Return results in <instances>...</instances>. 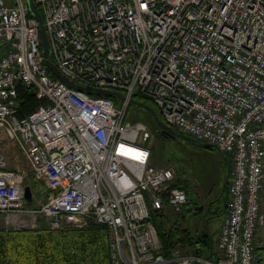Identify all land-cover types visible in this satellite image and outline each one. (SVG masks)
Here are the masks:
<instances>
[{
    "label": "built area",
    "instance_id": "2783aa9c",
    "mask_svg": "<svg viewBox=\"0 0 264 264\" xmlns=\"http://www.w3.org/2000/svg\"><path fill=\"white\" fill-rule=\"evenodd\" d=\"M35 1L61 73L124 98L63 82L46 65L27 1L0 0V130L46 183L45 201H28L26 174L0 148V215L10 228H39L43 219L52 229L107 224L113 264H257L264 0ZM21 82L43 101L24 117ZM137 95L151 98L169 126L232 158L217 259L163 252L152 211L179 214L189 198L174 184V165L152 163L153 131L130 114Z\"/></svg>",
    "mask_w": 264,
    "mask_h": 264
},
{
    "label": "trees",
    "instance_id": "16d2710c",
    "mask_svg": "<svg viewBox=\"0 0 264 264\" xmlns=\"http://www.w3.org/2000/svg\"><path fill=\"white\" fill-rule=\"evenodd\" d=\"M136 97L153 105L158 110L151 98L144 95ZM116 101L120 102L119 99ZM41 103L43 101L37 97L34 87H29L23 82L18 84L19 117L27 116ZM139 107L143 109V107ZM146 112L149 111L146 110ZM149 114L152 116L150 112ZM159 115L161 116L160 113ZM140 119L149 123L144 117ZM153 125L151 127L157 133L162 132L154 118ZM175 139L182 143L195 144L181 137ZM209 150H212L216 160L223 161L224 167L227 166L223 154L216 147L209 148ZM227 156L232 161L231 156ZM174 184L186 191L189 198V203L186 206H189L195 214L205 211V208L198 211L197 208L200 205L192 202V188L189 180L182 179L179 171ZM228 200V189L224 195H221V191L216 194L215 200L210 203L211 210L207 212L208 222L210 219L225 215ZM184 209L176 215L168 214L164 210L152 211V219L163 244L165 256L171 257L178 251L184 252L181 253L184 255L194 254L198 250L202 257L211 256L212 259H217L216 241L211 252L210 232L206 229L194 231L191 225L189 226ZM259 258L257 264H259ZM0 264H113L110 227L107 224L96 222H91L83 227L68 226L61 229H52L47 224L36 229L8 230L0 227Z\"/></svg>",
    "mask_w": 264,
    "mask_h": 264
},
{
    "label": "rangeland",
    "instance_id": "374dc122",
    "mask_svg": "<svg viewBox=\"0 0 264 264\" xmlns=\"http://www.w3.org/2000/svg\"><path fill=\"white\" fill-rule=\"evenodd\" d=\"M144 109L146 108L143 107L142 109L139 105L132 103L130 106L131 117L137 120L144 117L150 124L147 123V121L145 122L151 127L153 125V118L149 112H146L147 109ZM151 129L153 131V136L149 140V146L152 151V163L156 166H167L170 163L174 165L177 171H179L181 178L189 180L192 188V202L195 204L197 203V205L199 204L200 206L198 207L202 206L205 209L209 207L210 203L215 200L216 194L219 193V191H221L222 195V187L227 177V166L224 167L221 159L222 162H219L213 157L212 150L200 147L196 144L179 142L172 136L165 135L162 132L157 133L152 127ZM0 148L8 156L11 167L20 169L26 174L24 181L25 187H32L33 194L40 199L38 202L45 201L46 197L42 198L41 193L46 183L33 177L32 170L25 156L20 152L15 142L1 130ZM214 209L216 208L214 207ZM207 212L206 209V211L201 214H196L199 218H196L197 221L195 222L194 212L191 208L186 206L184 209V215L189 221V225L193 226L194 223L196 226L209 224V226L212 225V231L215 233L216 230L214 229L220 226L223 216L212 219L210 223H207ZM12 224V221H10L9 224L6 223L5 219L0 215V227L10 230L13 229L10 228ZM44 224L46 225L47 222L43 219L42 226L39 228L44 227ZM202 230H205V227ZM210 234L212 235L211 232ZM178 252L184 253L182 251Z\"/></svg>",
    "mask_w": 264,
    "mask_h": 264
},
{
    "label": "water",
    "instance_id": "95a60500",
    "mask_svg": "<svg viewBox=\"0 0 264 264\" xmlns=\"http://www.w3.org/2000/svg\"><path fill=\"white\" fill-rule=\"evenodd\" d=\"M26 1L29 5L31 16L36 17L38 22H39L41 47H42L43 54L45 56L46 65L49 67V69L58 78H60L63 82L67 83L71 87L85 91V92L92 94V95L109 96V97H113V98H124V94L120 93L119 91H114L111 89H103V88H93L92 86H86L85 87L82 85H78L75 82L71 81L69 78H67L64 74H62L61 71L58 69V67L52 61L51 44L49 41V37H48V33H47V28L45 26L44 18H43V15L39 9V6L35 0H26ZM132 102L139 105V106L145 107L152 114L155 122L162 129L163 134L172 136L173 138L181 137V138L185 139L186 141H191V142L195 143L196 145H198L200 147L207 148V149L212 148V147H216L223 154V156L227 162V177H226V180H225L223 187H222V195H224L226 193V191L228 189L229 182H230L231 172H232V161L229 159V157L227 156V154L224 151H222L219 147H217L211 143L198 141L197 139H195L191 135H188L184 132L177 131L173 127L169 126L159 116L157 109L153 105H150L149 103L142 101V100H138L136 98H133ZM25 197L28 201L33 200V191H32L31 186L25 187ZM197 209H198V211H201L203 209V207L201 206V207H198ZM208 220H209V218H208ZM208 220H207V223H208ZM213 249H214V240L211 239V252L213 251ZM196 254L200 255V251L197 250Z\"/></svg>",
    "mask_w": 264,
    "mask_h": 264
},
{
    "label": "crops",
    "instance_id": "0c3cea01",
    "mask_svg": "<svg viewBox=\"0 0 264 264\" xmlns=\"http://www.w3.org/2000/svg\"><path fill=\"white\" fill-rule=\"evenodd\" d=\"M262 206H263V210H264V191H263V197H262ZM207 210L208 211L211 210V204L209 205V207H207ZM196 218H199V216H197L195 214L194 215V221L195 222L197 221ZM223 218H224V215H223ZM223 218H222V221L220 223V226L218 228L214 229V230H216L215 233L212 231V225L209 226V224L208 225L204 224L203 226L202 225L196 226V224L194 223V225L191 226L194 231H202V229L205 227L206 230H208L209 232L212 233L210 238L214 240V246H215V241H216V251H217V255L218 256H219V251L217 249V241H218V238H219V234H220V229H221V224L223 222ZM210 221H211V219H210ZM210 221H209V223H210ZM256 253L259 255L258 257H260L259 258V264H264V226L261 227L259 229V231H258V235H257V239H256Z\"/></svg>",
    "mask_w": 264,
    "mask_h": 264
},
{
    "label": "flooded vegetation",
    "instance_id": "af4514ba",
    "mask_svg": "<svg viewBox=\"0 0 264 264\" xmlns=\"http://www.w3.org/2000/svg\"><path fill=\"white\" fill-rule=\"evenodd\" d=\"M204 209V208H203ZM207 209V208H206ZM206 209H205V211H206ZM208 211V210H207Z\"/></svg>",
    "mask_w": 264,
    "mask_h": 264
}]
</instances>
